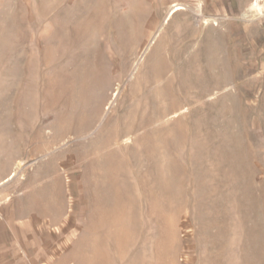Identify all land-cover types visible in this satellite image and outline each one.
I'll return each mask as SVG.
<instances>
[{"label":"rangeland","instance_id":"rangeland-1","mask_svg":"<svg viewBox=\"0 0 264 264\" xmlns=\"http://www.w3.org/2000/svg\"><path fill=\"white\" fill-rule=\"evenodd\" d=\"M111 176L103 264H264V0H0V264H97Z\"/></svg>","mask_w":264,"mask_h":264},{"label":"bare ground","instance_id":"bare-ground-1","mask_svg":"<svg viewBox=\"0 0 264 264\" xmlns=\"http://www.w3.org/2000/svg\"><path fill=\"white\" fill-rule=\"evenodd\" d=\"M178 9H176L174 11H177ZM97 106L95 108V111H100L102 104L99 103V105H97ZM106 129H104V131ZM133 131L134 130L131 129V127H125V126H121L119 124L118 127L116 126L115 128H112L111 133L109 135L104 136V139L101 140V143H100L98 148H104V147L108 148V146H110V145H115V144L118 145L121 139H124L125 137L130 135L131 133H133ZM153 139L156 140L157 138L155 137ZM153 139H152V141H153ZM162 141H163V139H162ZM165 142L166 141H163L162 144H165ZM156 145H157V143H156ZM154 146H155V144H154ZM163 146H165V145H163ZM159 149H160V147H159ZM110 151H111L112 155L117 154V149L112 148ZM108 162L110 164L107 163V161L105 163L109 167H111L110 165H112V166L116 165V164H112L110 161H108ZM125 164L126 163H124V166H125ZM119 170H121V169H119ZM115 171H114L113 175L117 174L116 173L117 171L116 172ZM163 175L165 176V179H164V177L161 176V179H162L161 182H163L162 185L164 186V182L165 183L168 182V190L170 192V187H171V183L173 181V179H172L173 177L170 176V174L165 175V173H163ZM105 185H107V186H104V183H103L104 198L99 203V206H98L99 213L97 214L96 218L92 219V225L94 226L96 234L93 235V238H91V240H90L91 241V247L90 248H91V250L92 249L95 250L94 256L96 257L95 262L97 264H103L104 262H107L108 256H106V254L102 251V249H107L108 247L109 248L112 247V248H116L118 251L122 252L125 247H128V245L130 247V243L136 237L137 233L134 231V233L131 234V232L129 231L130 230L129 225L130 226L135 225L136 221L138 220V219L136 220L137 215L140 214L139 213L140 212L139 197L133 196V193H132L133 187L127 188L126 186L120 185L116 176H114V177L111 176L110 179L108 180V183L107 184L105 183ZM168 197L171 198V196H168ZM158 199L161 200V202H167L168 203V201H169V198L161 199L160 196H155V199L151 203H149V205H148L149 212H153V210H155V208L157 206V201L159 203ZM161 205H162V203H161ZM160 207H162V206H160ZM160 207H158V208H160ZM164 212H165V210H164ZM162 214H161V216H162Z\"/></svg>","mask_w":264,"mask_h":264},{"label":"crops","instance_id":"crops-1","mask_svg":"<svg viewBox=\"0 0 264 264\" xmlns=\"http://www.w3.org/2000/svg\"><path fill=\"white\" fill-rule=\"evenodd\" d=\"M22 217H24V214L23 213H19V214H17V216H16V218H22ZM13 218H14V216H13ZM33 222H36V221H33V219H32V222L31 223H33ZM15 228V227H14ZM16 232V234L18 235L19 234V232L16 230V231H14V233ZM13 233V234H14ZM25 231H24V235H25ZM30 249V248H29ZM31 250V249H30ZM30 255V254H29ZM38 258H40V259H43V257H44V253H40L38 256H37ZM30 258H32V263H36V261H37V259L35 258V257H33L32 255H31V257ZM65 262V260H61L60 261V263L59 264H62V263H64Z\"/></svg>","mask_w":264,"mask_h":264}]
</instances>
